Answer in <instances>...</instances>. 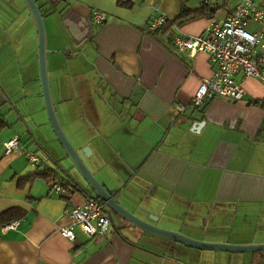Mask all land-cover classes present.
<instances>
[{"label": "crops", "instance_id": "0c3cea01", "mask_svg": "<svg viewBox=\"0 0 264 264\" xmlns=\"http://www.w3.org/2000/svg\"><path fill=\"white\" fill-rule=\"evenodd\" d=\"M35 1L56 117L117 202L194 239L264 243V84L237 74L244 100L192 105L214 65L206 52L188 55L172 43L173 34L200 35L240 0L213 2V11L185 18H178L182 9L203 0ZM93 7L106 13L104 22L91 21ZM159 15L165 25L146 30ZM246 28L259 25L248 21ZM37 50L24 1L0 0V213L17 214L0 222V264H264L262 251L190 247L113 210L104 234L87 237L72 225L66 211L94 192L50 126ZM12 136L19 146L6 153L3 141ZM23 149L38 160L30 162ZM54 183L61 188L51 190ZM68 225L73 240L59 232Z\"/></svg>", "mask_w": 264, "mask_h": 264}, {"label": "built area", "instance_id": "2783aa9c", "mask_svg": "<svg viewBox=\"0 0 264 264\" xmlns=\"http://www.w3.org/2000/svg\"><path fill=\"white\" fill-rule=\"evenodd\" d=\"M127 2L128 0H120ZM217 2L220 0H203ZM90 18L99 24L107 19L104 11L92 8ZM165 21L159 15L148 24L146 30H155ZM259 25L258 29L249 30L247 22ZM172 43L178 50L186 51L188 55L196 52H206L214 65L213 72L208 77H202L191 98L192 105H200L212 98H223L229 101L244 100L245 90L235 79L237 74L243 77H254L264 84V1L240 0L234 9L221 20L211 19L203 33L196 36L172 35ZM186 107L181 106L180 110ZM4 151L10 153L18 148V137L12 136L3 141ZM28 160L35 162L37 155L28 149H23ZM58 184H51V190H59ZM72 225H77L87 236L104 234L111 221V211L105 201L86 193L81 205H73L67 211ZM17 221L7 227H14ZM72 225L61 227L59 232L69 240L75 235Z\"/></svg>", "mask_w": 264, "mask_h": 264}, {"label": "water", "instance_id": "95a60500", "mask_svg": "<svg viewBox=\"0 0 264 264\" xmlns=\"http://www.w3.org/2000/svg\"><path fill=\"white\" fill-rule=\"evenodd\" d=\"M23 1L26 7L28 8L30 14L32 15L37 29V40H38L37 62H38L39 79L42 90L41 94L44 100L45 110L50 126L52 127L57 140L64 148L65 152L67 153L73 164L75 165L80 175L93 190L94 197L105 201L106 205L110 210H113L114 212L118 213L133 225L150 233H154L172 239L174 241L188 245L190 247H194L202 250L222 249V250H232V251L264 252V243L231 244V243L207 242V241H202L188 237L179 232L157 227L135 216L133 213L125 209L122 205H120L117 202L115 197L108 190H106L100 184V182L93 176V174L89 171V169L84 164L81 157L79 156L78 152L76 151V149L68 140L56 117V113L50 95L49 80L47 75V67H46L47 49L45 45L46 35H45V28H44L42 14L35 0H23ZM73 182L78 188L81 189V185L79 182L75 180Z\"/></svg>", "mask_w": 264, "mask_h": 264}, {"label": "trees", "instance_id": "16d2710c", "mask_svg": "<svg viewBox=\"0 0 264 264\" xmlns=\"http://www.w3.org/2000/svg\"><path fill=\"white\" fill-rule=\"evenodd\" d=\"M208 8L211 11L215 9V6L213 2H202L201 5L193 10L190 9H182L180 14L178 15V18H185L187 16H193L195 14L203 13V11ZM167 22V19H165L164 23L160 26L163 27L165 23ZM15 209L14 208H9L3 212L0 213V222H5L10 220L12 217L16 216L17 214L14 213Z\"/></svg>", "mask_w": 264, "mask_h": 264}]
</instances>
